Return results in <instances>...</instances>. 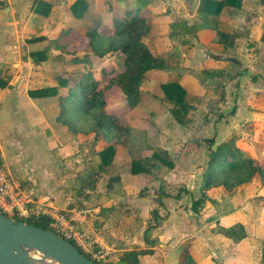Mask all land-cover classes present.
Wrapping results in <instances>:
<instances>
[{
	"label": "crops",
	"instance_id": "obj_1",
	"mask_svg": "<svg viewBox=\"0 0 264 264\" xmlns=\"http://www.w3.org/2000/svg\"><path fill=\"white\" fill-rule=\"evenodd\" d=\"M74 1L0 0V168L32 190L30 208L73 216L107 251L106 264H125L124 254L141 250L150 253L139 255L137 264H263L259 176L232 189L208 187L196 213L191 204L203 191L204 140L212 138L214 148L232 139L245 156L264 158V0H237L216 16L200 13V0L165 6L85 0L79 20L71 11ZM109 4L139 12L148 24L143 42L164 65L142 79L140 101L127 113L133 115L130 130L119 137L95 132L81 110L74 74L98 59L91 50L80 55L64 48L70 36L104 20ZM39 52L44 60L37 62L32 54ZM169 80L186 92L185 124L163 101L159 86ZM46 88L57 94H31ZM107 145L114 155L102 166L98 151ZM141 158L148 172L134 176L130 162Z\"/></svg>",
	"mask_w": 264,
	"mask_h": 264
},
{
	"label": "trees",
	"instance_id": "obj_2",
	"mask_svg": "<svg viewBox=\"0 0 264 264\" xmlns=\"http://www.w3.org/2000/svg\"><path fill=\"white\" fill-rule=\"evenodd\" d=\"M233 2L234 5H239L237 0H200L198 11L206 16H216L225 5H230ZM37 5L45 10H49L50 7L44 2H38ZM86 7L85 0H75L71 5L74 18L79 20L83 17ZM173 26L175 27V25ZM176 26L179 28L180 25ZM182 26V31L192 34V27H188L186 24H182ZM104 31L109 32V35L102 36ZM147 32L148 24L138 11L134 13L127 10L121 11L111 4L104 12V20L101 19L94 27L84 31L83 35L86 36L87 46L92 49V53L98 61L94 67L77 71L74 74V81L82 87L81 110L91 118L95 132L105 130L113 136L126 135L130 130L133 116L129 114L140 101L142 79L150 71L164 69L161 60L156 58L143 42ZM105 37L107 38L106 45L102 50L97 49L96 43ZM115 39L119 41L117 44H114ZM107 54L109 57L105 58ZM32 56L36 57L37 62L44 60V54L41 52L32 54ZM106 60L109 63L102 65ZM159 89L163 95V101L171 105L170 111L174 120L178 124H185L190 104L186 101L184 88L177 81L169 80L160 84ZM31 94L34 96L56 95L57 89L46 88ZM117 105L123 106L119 113H115L113 110ZM128 112L129 114H127ZM204 142L207 146V167L203 173V191L198 198H192L191 209L194 213L198 212L202 206L205 198L204 191L212 185H221L226 189H232L256 176L260 177L264 185V158L257 160L254 157L245 156L232 139L223 141L214 148L212 138L206 139ZM98 155L101 161L100 165H108L114 155V146L103 147L98 151ZM152 157L161 164L169 168L172 167V163L161 156L153 154ZM145 164L142 158L132 160L129 166L130 173L135 176L148 172ZM181 191L191 194L185 188H180L179 192ZM157 193L158 196L164 194L162 191ZM154 212L152 211V213ZM12 220L42 229H50L49 220L42 216L14 217ZM154 226V224H150L147 229ZM146 241L150 242L149 239ZM148 253L150 250L128 252L124 254L121 261L125 264H137L138 256ZM93 263L98 264L94 261Z\"/></svg>",
	"mask_w": 264,
	"mask_h": 264
},
{
	"label": "water",
	"instance_id": "obj_3",
	"mask_svg": "<svg viewBox=\"0 0 264 264\" xmlns=\"http://www.w3.org/2000/svg\"><path fill=\"white\" fill-rule=\"evenodd\" d=\"M30 250L58 264H94L72 243L50 229L15 222L0 213V264H33Z\"/></svg>",
	"mask_w": 264,
	"mask_h": 264
},
{
	"label": "built area",
	"instance_id": "obj_4",
	"mask_svg": "<svg viewBox=\"0 0 264 264\" xmlns=\"http://www.w3.org/2000/svg\"><path fill=\"white\" fill-rule=\"evenodd\" d=\"M33 192L22 187L0 168V213L12 219L46 217L48 226L58 237L72 243L92 262L106 264L107 251L88 238L77 226V220L64 212H54L46 208H30L34 203Z\"/></svg>",
	"mask_w": 264,
	"mask_h": 264
},
{
	"label": "rangeland",
	"instance_id": "obj_5",
	"mask_svg": "<svg viewBox=\"0 0 264 264\" xmlns=\"http://www.w3.org/2000/svg\"><path fill=\"white\" fill-rule=\"evenodd\" d=\"M124 2L122 3H127L128 5H133L132 2L134 0H122ZM146 2L150 1V2H158L160 3L162 6H165L167 4L166 1L168 0H143ZM132 7V6H131ZM109 35V34H108ZM107 38H102V39H99L98 40V43H96V48L97 49H103V47L106 45L107 43ZM109 40H111V38H109ZM119 41L117 39L114 40V44H117ZM67 48L69 51H71L72 54H84L85 52L87 51H92V49L87 46V43H86V36L84 35H81V36H78V35H73V36H70L68 39H66V45L64 46V48ZM36 253L38 254V252L36 251H33V250H30L28 252V255L32 258H35L36 257ZM40 255H42L41 253H39ZM43 257V255H42ZM38 260L42 261L44 264H56L52 261H49V260H46L41 257H37ZM35 264V263H33Z\"/></svg>",
	"mask_w": 264,
	"mask_h": 264
},
{
	"label": "bare ground",
	"instance_id": "obj_6",
	"mask_svg": "<svg viewBox=\"0 0 264 264\" xmlns=\"http://www.w3.org/2000/svg\"><path fill=\"white\" fill-rule=\"evenodd\" d=\"M37 257H41V258H43L42 255H40L39 253H38V254L36 253V257L34 258V259L36 260L35 264H44L42 261L38 260ZM44 259L49 260V261H52V262L58 264V263H57L55 260H53V259H49V258H45V257H44Z\"/></svg>",
	"mask_w": 264,
	"mask_h": 264
}]
</instances>
